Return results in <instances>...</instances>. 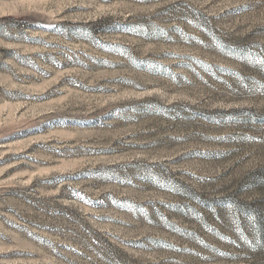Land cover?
Returning a JSON list of instances; mask_svg holds the SVG:
<instances>
[{"label": "rangeland", "instance_id": "obj_1", "mask_svg": "<svg viewBox=\"0 0 264 264\" xmlns=\"http://www.w3.org/2000/svg\"><path fill=\"white\" fill-rule=\"evenodd\" d=\"M0 264H264V0H0Z\"/></svg>", "mask_w": 264, "mask_h": 264}]
</instances>
